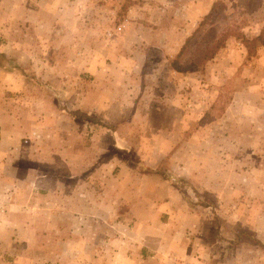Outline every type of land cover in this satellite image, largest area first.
I'll return each mask as SVG.
<instances>
[{"label":"rangeland","instance_id":"obj_1","mask_svg":"<svg viewBox=\"0 0 264 264\" xmlns=\"http://www.w3.org/2000/svg\"><path fill=\"white\" fill-rule=\"evenodd\" d=\"M162 37L169 42L162 44ZM150 55L151 61H145ZM118 56L125 63L113 62ZM173 69L177 75L169 79ZM118 70L130 71L135 101L140 85L148 82L145 87L154 89L147 94L152 104H170L164 96L168 94L161 93L164 88L178 102L174 112L183 125L177 133L188 137L177 144L175 158L167 156L159 168L179 186L184 207L174 208L178 214L172 222L167 220L170 213L160 215L159 208L143 206L135 213L150 221L137 226L131 220L63 223L59 206L53 205L51 218L60 220L53 226L63 225L61 233L39 240L34 251H15L20 245L11 249L13 254L7 250L19 243L10 230L24 225L31 208L7 210V201L0 199V215L21 218L20 223H5L1 231L0 246L8 249H0V264H91V258L119 264L120 249L139 246L137 235L153 240L148 244L154 251L172 246L179 251V241L172 238L177 237L178 222L186 225L187 234L201 233L200 240L189 244V260L177 255L178 264L191 257L193 264H264V0H0V135L8 137L0 143V169L5 178L18 179L20 191L29 193L22 187L26 172L8 167H34L31 164L43 157L41 139L48 140L51 132L62 136L75 128L85 154L103 148L105 137L99 136L92 149L95 141L90 137L97 128L87 126L89 117L73 111V104L83 103L88 95L92 101L90 92L97 90L104 92L103 98L108 93L117 97L122 87L111 85L119 81L106 74ZM157 71L161 78H155ZM147 73L154 77L144 79ZM72 117L79 118L80 126ZM137 145L128 146L129 164L138 171L143 168L140 162L155 165V159L134 158ZM179 162L191 164L193 178L175 179L171 167L176 170ZM4 189L5 198L11 189ZM82 193L88 195L84 186ZM103 210L98 209L99 220L104 219ZM117 211L125 214L127 206ZM38 222L43 227L41 217ZM78 231L83 235L76 243L82 246H87L90 232L97 234V239L91 237L96 253L60 257L57 241L75 243L72 236ZM171 232L176 234L163 236Z\"/></svg>","mask_w":264,"mask_h":264},{"label":"crops","instance_id":"obj_2","mask_svg":"<svg viewBox=\"0 0 264 264\" xmlns=\"http://www.w3.org/2000/svg\"><path fill=\"white\" fill-rule=\"evenodd\" d=\"M161 39L162 44L169 42L165 37ZM175 40H177V37H175ZM143 41L146 42L144 47H147V39ZM176 43L178 44V41ZM151 58H153V55L145 57L144 59L150 62ZM120 59H122V56H118L113 62L117 63ZM128 59L131 61L130 57H128ZM164 60L165 62L168 61L165 56ZM120 61L121 64L125 63L124 59ZM120 68L124 69L123 66ZM170 74L171 76L169 79L172 78V75L175 77L177 75L174 69ZM106 75L107 79H118V83L117 81L110 82L111 85L119 84V86L122 87L117 97L113 93H108L105 98H103L102 95H104V92L97 90L93 93L92 91L90 92L93 102L89 95L85 98L83 103H78L77 101L79 100H73V111L83 112L90 120L89 124L85 121L87 126L97 128L95 129V134L90 137L91 140L95 141V145L93 143L91 144L93 147L92 149L97 147L99 136L102 137V139L105 137L106 143L103 148L93 152L94 154H85L78 143L80 136L75 131V128H72V130L69 129V132L62 134V136H60L61 134L51 132V134L48 135V140L45 138L41 139V145L45 147L42 151L43 157H41V159L37 158L39 160L31 164L34 167H16L17 165L15 164L8 167L10 169H15V172L18 169L26 172L27 178L26 181L23 182L22 187H26L29 193L20 191L18 188L20 185L18 179L5 178L4 168L0 169V199H4L3 201L5 202L7 201L6 209L17 211L20 206L22 208V206L28 205H30L31 208L27 213L26 219L23 220L24 225L14 227L10 230V232L13 233L12 237L14 238V243H19V245H13V248L7 250V253L16 254V252H12L11 249L19 247L20 245L22 247L16 248L15 251L18 249L20 252L25 250L29 253L35 250L34 248L39 240L51 236L53 232L58 234L59 232L61 233L64 229L63 225L60 226L61 228L59 229L53 226L57 221H60L51 218V215L53 216L51 211L53 205H55L54 207H57V205L59 206L58 215L61 216V221H63V223L66 221L71 223L73 220L79 223V219H85L86 221H90L89 223H98L102 221L109 224L112 221H117L123 224L124 221L131 220L137 226H139L140 223H147L150 221L149 218L141 219L136 214L137 212L135 213L136 209H140L143 206L159 208L162 211L160 215H162V213L166 215L170 213L173 216L168 217L167 220L172 222L176 220L175 217L178 214V211L176 213L174 208L180 209L184 207L185 202H183V195L181 194L179 186L173 185L174 182L170 179L169 181L164 179L161 173L155 171L159 163L167 156H169L170 160L175 158L176 151L174 150L177 144H179L184 137H188V134L179 137L177 133L179 127L183 125V119L180 120L178 113L175 114L174 112V110L178 108V102L176 103V100L173 99L172 92L164 88L161 90V93L165 91V93L168 94L164 96H168L167 100L170 104L165 106H162V103L158 105L152 104L147 94L150 92L153 94L154 89H151L152 86L150 85L145 87V84L147 85L148 82H143V84L140 85L138 89L139 98L135 101L130 95L132 93L130 89L132 80L130 79L129 70H123V72L120 70L116 72L110 71ZM162 75L161 71H157L155 78H161ZM147 76L154 77L152 73H147L145 77L143 76L144 79H149ZM134 79H136V77H134ZM169 93L171 95H169ZM162 97L161 95L160 98ZM49 101L52 102V99ZM172 112H174V114H172ZM71 120L74 125L78 126L79 124L80 126L78 122L80 121L79 118L76 119L72 117ZM70 124L71 123L68 122V126H71ZM102 124L105 127H112L113 131L105 129L104 132V128L98 127L102 126ZM7 138V136L1 134L0 143L4 141L7 142ZM34 141L33 139L32 142ZM47 143L48 145H45ZM135 143L138 145L135 148L137 149L136 151L135 149L132 150V153L135 154L134 158H141L140 160L155 159V161H157L155 165L148 166L140 162L139 165L143 166V168L138 171V168H134L129 164L130 162L125 155L131 153L130 150H127L128 146ZM25 144L27 146L28 142L26 141ZM109 144L110 151H108ZM163 144H167L168 148L166 149ZM169 144L173 145L170 146ZM21 155L22 153H20V156ZM14 158L15 160L18 159L17 154H15ZM86 158H88L87 161L85 160ZM32 160L34 161L33 158ZM41 160L42 162H40ZM171 169L176 174L175 179L182 178L188 180L189 178H193V167L189 163L184 164L179 162L178 165H176V170H179L178 172L172 167ZM162 172L165 173L164 171ZM165 175L167 178H170L166 173ZM82 186H84V190L88 195L82 193ZM4 187L9 190L11 189L10 195L5 198L3 197V191H5ZM71 190L73 191L71 192ZM19 195H21V197ZM84 196L88 199L84 200ZM70 200H73L72 214L69 213ZM121 205L127 206V213H118L117 208ZM46 207L48 210L44 209ZM99 208L104 209L100 212V215H104V219L100 218L99 220ZM34 209L42 210V213H38ZM15 216L16 214L13 215L10 213L5 216L0 215V225H2V227H0V241L2 240V236H4V233L1 231H4L3 227L5 223L16 221L20 223L21 218H14ZM185 216H189V213H185ZM40 217L44 222V228L39 225L40 222H38V219ZM177 224V227L179 226V229L176 230L177 237L174 236L172 238L179 241V251L173 246L168 248L165 247L167 250L164 252H160L159 250L154 251L148 244L153 242V240L147 239L143 235H137L140 237L139 246L134 244L130 246L128 244L125 248L120 249L117 255L120 256L122 262H119V264H178L176 262L177 255H184L189 260L190 257L187 256V251L189 247L191 249L190 245H193L190 243H195L198 239L200 240L201 233L196 231L187 234L185 233L186 225L184 224L183 226V224L179 222ZM41 228L44 230H41ZM13 229H15L16 232H14L15 230ZM68 231L69 230H67V232ZM6 232L5 230V233ZM176 232H171L167 235L164 233L163 236L168 239L170 235H175ZM74 233L72 237L75 243H69L65 240L57 241L60 257H64L67 253L77 254L79 252L81 254H87L92 251L94 255L96 251L93 247L94 243H91V239L93 237V240L97 239V234L90 232L87 246H82L80 242L77 244V240L79 238L78 235H83V231ZM86 235L88 234L86 233ZM107 235L110 237L108 240H112L114 237L110 234ZM100 238L102 237L100 236ZM234 238L237 239V233ZM230 240H232V238H230ZM160 245L162 246V242H160ZM85 247L90 249L87 251ZM5 248H7V246ZM5 248L0 246V249L4 251ZM191 253L196 252L191 251ZM164 258L169 259L166 261ZM191 258L194 260V257ZM192 260L181 264H193ZM90 263L103 264L96 258H91Z\"/></svg>","mask_w":264,"mask_h":264},{"label":"trees","instance_id":"obj_3","mask_svg":"<svg viewBox=\"0 0 264 264\" xmlns=\"http://www.w3.org/2000/svg\"><path fill=\"white\" fill-rule=\"evenodd\" d=\"M175 69H176V68H175ZM83 117H86L85 114H83ZM159 165H160V164H159ZM159 165L157 166V168L155 169V171H156L157 173H161V176H162L164 179H166V180L169 181V178H167V176L165 175V173H163L162 170H160ZM176 179H178V181H183L182 178H176ZM183 182H186V181H183ZM237 242H240V241H239V238H238V235H237ZM241 242H242V241H241Z\"/></svg>","mask_w":264,"mask_h":264}]
</instances>
